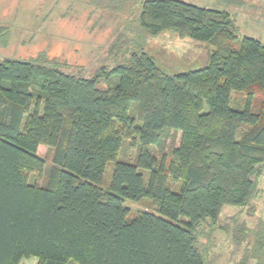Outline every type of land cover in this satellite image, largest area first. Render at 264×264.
Wrapping results in <instances>:
<instances>
[{"label":"trees","instance_id":"1","mask_svg":"<svg viewBox=\"0 0 264 264\" xmlns=\"http://www.w3.org/2000/svg\"><path fill=\"white\" fill-rule=\"evenodd\" d=\"M140 7L137 36L208 45L207 63L170 74L130 52L100 70L117 77L100 88V74L0 61V264H204L201 224L253 193L264 172V45L243 37L235 50L223 11ZM124 147L132 160L118 158ZM141 200L151 209L130 218L125 203Z\"/></svg>","mask_w":264,"mask_h":264},{"label":"rangeland","instance_id":"2","mask_svg":"<svg viewBox=\"0 0 264 264\" xmlns=\"http://www.w3.org/2000/svg\"><path fill=\"white\" fill-rule=\"evenodd\" d=\"M143 0H0V61L6 58L33 61L79 77L100 74L99 87H113L115 75H104L125 62L130 52H145L170 74L201 68L210 47L164 32L144 39L132 30ZM223 11L232 20L238 50L243 37L264 45V0H178ZM179 138V137H178ZM177 138V139H178ZM169 141H167L166 148ZM38 153L48 165L51 150ZM135 150L124 147L118 158L132 160ZM111 164L108 165L106 179ZM264 171V169H263ZM130 218L138 210L151 209L149 200L126 202ZM262 237V238H261ZM264 172L243 206L225 205L215 223L203 222L197 247L204 264H261L264 243Z\"/></svg>","mask_w":264,"mask_h":264},{"label":"crops","instance_id":"3","mask_svg":"<svg viewBox=\"0 0 264 264\" xmlns=\"http://www.w3.org/2000/svg\"><path fill=\"white\" fill-rule=\"evenodd\" d=\"M36 263H37L36 260L31 258V259L22 261L21 264H36Z\"/></svg>","mask_w":264,"mask_h":264}]
</instances>
